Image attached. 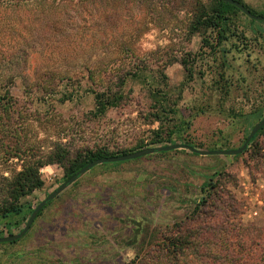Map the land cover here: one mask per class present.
<instances>
[{
    "label": "rangeland",
    "instance_id": "1",
    "mask_svg": "<svg viewBox=\"0 0 264 264\" xmlns=\"http://www.w3.org/2000/svg\"><path fill=\"white\" fill-rule=\"evenodd\" d=\"M202 1L208 5L213 0ZM241 1L264 16V0ZM190 7L182 0H148L142 5L119 0L99 5L94 16L90 7L81 12L70 0L65 14L54 7L46 13L54 21L64 16L63 26L57 28L44 20V8L38 5L13 13L0 11V49L8 51L32 41L30 63L42 72L48 68L83 76L90 66L97 76L121 75L137 64L147 66L160 83V71H164L167 86L162 81L161 87L168 89L179 109L172 123L177 126L172 141L200 150H236L261 121L248 122L247 115L264 110V23L237 13L218 53L200 55L203 38L189 36ZM11 31L16 42L9 44L5 34ZM197 55L190 77L182 62H192ZM32 69L30 75L36 73ZM83 83L86 86L87 81ZM79 91L78 100L64 105L47 97L56 110L40 115V122L21 120L20 133L44 148L61 137L72 149L108 146L118 151L150 143L159 124H149L152 101L143 85L129 81L126 101L100 118L92 114L93 96L85 94V89ZM11 93L25 116L47 109L35 101L39 89H25L21 80ZM253 146L239 158L194 156L182 149L121 166H97L46 206L27 235L15 243L0 244V264L130 262L139 253H147L150 236L154 235V244L161 242L190 215L194 202L203 196L206 177L212 176L226 199V192L235 198L237 212L232 216L245 226L264 228V135ZM5 168L21 169L17 160L4 168L0 165V175ZM41 175L44 187L23 200L33 208L65 183L64 171L57 165L44 167ZM5 222L0 219L3 237L24 228L23 224L8 230ZM135 236L138 242L133 244Z\"/></svg>",
    "mask_w": 264,
    "mask_h": 264
},
{
    "label": "trees",
    "instance_id": "2",
    "mask_svg": "<svg viewBox=\"0 0 264 264\" xmlns=\"http://www.w3.org/2000/svg\"><path fill=\"white\" fill-rule=\"evenodd\" d=\"M71 1L74 7L81 12H86L85 9L88 10L90 7L89 12H93L95 16L99 5L109 6L119 0ZM133 1L142 5L148 0ZM182 1L185 4L188 2L191 6L192 19L188 27L190 38L195 35H200L203 38L200 55H205L207 52L218 53L217 49L229 38L233 17L242 12L222 0H213L208 5L202 0ZM236 1L245 5L241 0ZM67 4H70V0H0V11L13 13L18 9H27L38 5L44 8V20L57 28L56 25L63 26L62 18L64 16H58L54 21V18L46 13L54 8L60 11L58 13H64L63 9ZM246 7L253 14L259 15L253 9ZM208 32L211 34L208 35ZM27 35H30L29 31ZM5 36L7 37L5 40L9 44L16 42L14 32H6ZM31 42L9 48L8 51L0 49V165L4 168L10 161L17 160L21 167L20 170L16 168L1 170L3 174L0 175V219L7 221L5 227L8 230L13 226L20 227L23 224L25 227L36 209L31 204L23 203V200L44 187L45 182L41 175L44 167L57 165L62 168L66 182L95 160L128 155L150 147L175 145L172 138L176 134L177 126L172 123L179 113L177 101L172 99L168 89L161 87V84H164L162 81L166 83L164 86H167L168 78L164 71H160L162 80L160 83H157L155 77L149 73L147 66L137 64L135 68L123 71L121 75L106 72L104 75L97 76L90 66L84 69L86 74L83 76H72L48 68L42 72L32 69L30 62L34 51L32 50L33 46L30 45ZM198 57L199 55L195 56L192 62L189 60L182 62L190 77H193L192 65L197 62ZM31 69L36 73L30 75ZM18 80L23 82L25 89H39L38 99L35 101H39L42 106L47 107L44 112L36 110L34 115L25 116L23 111L17 109V100L12 96L11 89L16 87ZM84 81H87L86 86H84ZM129 81L139 83L148 89L152 101L149 124H159L158 129L152 131L153 136L148 145L142 143L134 148L118 151L112 150L108 146H100L95 149H72L61 137L56 141H51L50 145L44 148L36 146V143L21 134L18 129L21 120L40 122L42 120L40 115L48 116L56 110L47 97L64 105L80 98L79 89H85V94L93 96L95 106L92 111L93 116L95 118L104 117L110 110L120 107L126 101L128 94L125 89ZM27 93L31 95L28 91ZM247 118L248 122L262 120L264 110L258 109L247 115ZM166 123H169L168 128H165ZM262 135H264V128L253 138L248 149L234 158L249 153L253 145L255 149L258 138ZM189 145L197 148L192 144ZM128 162L107 163L102 166L116 167ZM5 173H9V175L5 176ZM206 178L207 182L202 185L203 196L194 202V208L190 215H187L186 219L180 223H176V228L164 235L161 242L154 244L155 237L154 235L150 236L148 245L151 247L147 253H139L133 260L125 264H264V228L254 224L245 226L241 220L232 216L237 212L234 209L235 198L228 192L225 194L227 199L224 197V193L220 190V184L215 182L214 176ZM45 208L37 218L41 216ZM208 209L210 211H207ZM218 213L220 215H217ZM12 235L9 234V236ZM1 236L3 237V235ZM137 242L135 236L133 244Z\"/></svg>",
    "mask_w": 264,
    "mask_h": 264
},
{
    "label": "water",
    "instance_id": "3",
    "mask_svg": "<svg viewBox=\"0 0 264 264\" xmlns=\"http://www.w3.org/2000/svg\"><path fill=\"white\" fill-rule=\"evenodd\" d=\"M226 4L235 6L238 8L244 15H246L248 18L264 23V16L255 15L253 14L245 5L240 3L236 0H222ZM264 128V118L259 121L250 132L249 136L247 137L246 141L244 142L243 146L236 150H216V151H209V150H200L197 148H194L190 145L186 144H175V145H169L164 147H157V148H147L132 154L128 155H122V156H116V157H110L105 159H98L93 161L92 163L88 164L86 167L81 169L78 173H76L73 177H71L69 180H67L65 183H63L59 188H57L53 193H51L45 200H43L37 208L33 211L32 215L30 216L26 226L24 229L12 236L8 237H2L0 238V244L2 243H13L21 238H23L25 235H27L33 226L34 222L37 219L38 214L51 202H53L56 198H58L63 192H65L70 186L75 184L81 177L86 175L88 172H90L92 169H94L97 166L107 164V163H121V162H128L137 160L143 157L155 155L157 153H166V152H172L177 150H187L195 155L198 156H230L235 157L243 154L247 149L253 138Z\"/></svg>",
    "mask_w": 264,
    "mask_h": 264
}]
</instances>
